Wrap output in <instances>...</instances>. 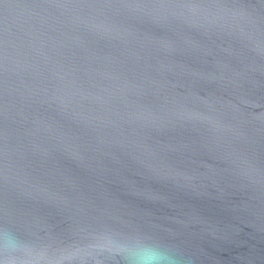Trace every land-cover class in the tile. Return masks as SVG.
Wrapping results in <instances>:
<instances>
[{"label":"water","instance_id":"95a60500","mask_svg":"<svg viewBox=\"0 0 264 264\" xmlns=\"http://www.w3.org/2000/svg\"><path fill=\"white\" fill-rule=\"evenodd\" d=\"M264 264V0H0V264Z\"/></svg>","mask_w":264,"mask_h":264},{"label":"clouds","instance_id":"9594fccd","mask_svg":"<svg viewBox=\"0 0 264 264\" xmlns=\"http://www.w3.org/2000/svg\"><path fill=\"white\" fill-rule=\"evenodd\" d=\"M115 251L124 264H177L173 251L137 235L121 238Z\"/></svg>","mask_w":264,"mask_h":264}]
</instances>
